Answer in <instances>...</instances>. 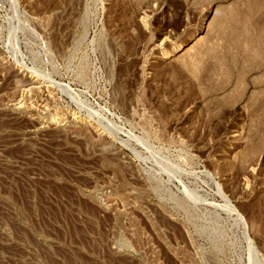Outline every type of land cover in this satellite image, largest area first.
<instances>
[{
    "label": "rangeland",
    "instance_id": "1",
    "mask_svg": "<svg viewBox=\"0 0 264 264\" xmlns=\"http://www.w3.org/2000/svg\"><path fill=\"white\" fill-rule=\"evenodd\" d=\"M0 264H264V0H0Z\"/></svg>",
    "mask_w": 264,
    "mask_h": 264
},
{
    "label": "bare ground",
    "instance_id": "2",
    "mask_svg": "<svg viewBox=\"0 0 264 264\" xmlns=\"http://www.w3.org/2000/svg\"><path fill=\"white\" fill-rule=\"evenodd\" d=\"M192 34H189V36H191ZM182 43V42H181ZM181 43H176V44H173V46L168 50V49H164L161 53V55L163 57H167V56H170L172 54V52H177L178 50H180L182 48V44ZM33 74V73H32ZM41 82V81H40ZM43 82V81H42ZM90 119V118H89ZM88 120V119H87ZM90 121V120H88ZM105 127V125H104ZM97 128V127H96ZM102 129V128H101ZM98 130V129H97Z\"/></svg>",
    "mask_w": 264,
    "mask_h": 264
}]
</instances>
